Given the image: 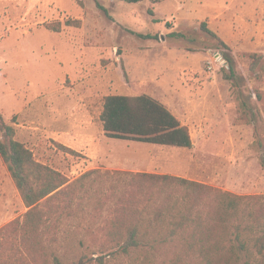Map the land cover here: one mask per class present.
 <instances>
[{"label": "rangeland", "instance_id": "374dc122", "mask_svg": "<svg viewBox=\"0 0 264 264\" xmlns=\"http://www.w3.org/2000/svg\"><path fill=\"white\" fill-rule=\"evenodd\" d=\"M111 95L159 100L193 148L107 137ZM2 123L70 181L143 172L264 195V0H0V142ZM27 211L0 157V229ZM67 229L59 253L71 263L85 227Z\"/></svg>", "mask_w": 264, "mask_h": 264}, {"label": "trees", "instance_id": "16d2710c", "mask_svg": "<svg viewBox=\"0 0 264 264\" xmlns=\"http://www.w3.org/2000/svg\"><path fill=\"white\" fill-rule=\"evenodd\" d=\"M67 24L81 27L80 21ZM49 29L60 32L59 25ZM252 56L256 63L261 60ZM228 61L231 79L235 67ZM100 121L109 138L177 149L194 146L189 127L148 95L107 96ZM1 132L0 157L28 211L0 229V264H108L111 259L264 264V195L240 196L182 177L143 172L92 170L70 181L37 161L15 139L12 126L2 123ZM102 178L108 185L96 188ZM72 221L85 227V238L78 242L75 259L66 263L59 247L73 236L67 229Z\"/></svg>", "mask_w": 264, "mask_h": 264}]
</instances>
